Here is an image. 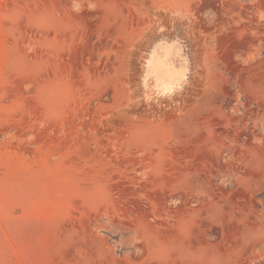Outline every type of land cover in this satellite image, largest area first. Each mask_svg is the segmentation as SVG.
I'll use <instances>...</instances> for the list:
<instances>
[{
    "label": "rangeland",
    "instance_id": "1",
    "mask_svg": "<svg viewBox=\"0 0 264 264\" xmlns=\"http://www.w3.org/2000/svg\"><path fill=\"white\" fill-rule=\"evenodd\" d=\"M0 264H264V0H0Z\"/></svg>",
    "mask_w": 264,
    "mask_h": 264
},
{
    "label": "bare ground",
    "instance_id": "2",
    "mask_svg": "<svg viewBox=\"0 0 264 264\" xmlns=\"http://www.w3.org/2000/svg\"><path fill=\"white\" fill-rule=\"evenodd\" d=\"M51 34H52V33H51ZM145 48H146V47H145ZM48 50H49V49H48ZM60 54H61V53H60ZM156 57H157V56H156ZM156 57H155V58H156ZM144 58H145V56H144ZM49 59H50V58H49ZM154 61H155V60H154ZM74 63H76V62H74ZM142 63H143V62H142ZM140 64H141V63H140ZM162 67H163V66H162ZM59 69H60V68H59ZM152 72H153V71H152ZM168 74H169V73H168ZM154 76H155V75H154ZM138 77H139V75H138ZM158 77H159V76H158ZM171 78H172V77H171ZM164 79H165V78H164ZM173 79H174V78H173ZM171 80H172V79H171ZM171 80H170V81H171ZM176 82H177V81H176ZM155 83H156V82H155ZM177 83H178V82H177ZM139 84H140V83H139ZM175 84H176V83H174V85H175ZM137 85H138V84H137ZM180 85H181V84H180ZM135 88H136V87H135ZM137 89H138V88H137ZM170 90H171V89H170ZM146 92H147V91H146ZM153 95H154V94H153ZM172 95H173V94H172ZM149 96H150V95H149ZM134 99H135V98H134ZM134 99H133V100H134ZM136 101H137V100H136ZM165 101H166V100H165ZM132 105H133V104H132ZM129 111H130V110H129ZM97 114H98V113H97ZM100 117H101V116H100ZM49 126H50V125H49Z\"/></svg>",
    "mask_w": 264,
    "mask_h": 264
}]
</instances>
